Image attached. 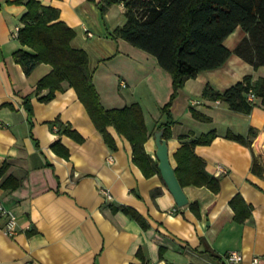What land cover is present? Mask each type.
Masks as SVG:
<instances>
[{"label":"crops","instance_id":"0c3cea01","mask_svg":"<svg viewBox=\"0 0 264 264\" xmlns=\"http://www.w3.org/2000/svg\"><path fill=\"white\" fill-rule=\"evenodd\" d=\"M39 1L58 8L59 19L76 30L72 43L84 48L96 66L93 81L102 105H141L149 134L144 148L157 161L154 132L165 121L161 106L172 91L171 76L152 54L108 35L124 21L123 4L101 14L88 0ZM24 11L23 4L0 0V166L8 163L0 176V202L16 215L12 235L0 215V264H264V109L241 113L201 97L206 83L222 90L245 74L264 76V65L253 68L232 54L179 89L171 106L175 123L166 138L171 164L175 168L174 154L183 141L214 129L212 141L196 144L193 151L210 174L220 177V190L183 185L188 203L178 206L160 171L146 176L132 160L131 143L112 125L106 130L116 147L108 146L73 87L64 84L47 101L38 98L46 89L34 93L51 66L39 63L25 74L13 58L25 47L13 35ZM239 31L243 35L239 26L230 34ZM228 36L224 44L232 48L239 37L231 45ZM27 95L30 115L23 102ZM191 107L211 120L194 118ZM55 119L81 139L58 132ZM249 127L256 130L250 147L225 137L228 130L245 135ZM182 134L191 135L182 140ZM56 141L67 155L53 149ZM253 157L263 168L260 174L251 170ZM217 164L227 172L217 171ZM8 176L19 184L2 187ZM157 188L160 192L153 194ZM235 194L251 205L243 222L233 218L229 201ZM190 202L197 203L198 213ZM125 208L135 210L146 227ZM230 250L240 252L242 260L228 262ZM254 256L260 260L253 262Z\"/></svg>","mask_w":264,"mask_h":264},{"label":"trees","instance_id":"16d2710c","mask_svg":"<svg viewBox=\"0 0 264 264\" xmlns=\"http://www.w3.org/2000/svg\"><path fill=\"white\" fill-rule=\"evenodd\" d=\"M23 4L25 11L20 16L17 38L25 46L13 52V58L20 63L25 74H29L39 63H48L51 69L36 83L34 93L40 100L51 99L57 90H63L64 84L75 89L78 98L87 109L96 128L102 133L109 147L115 148V142L106 126L112 125L116 131L125 136L132 146V160L148 176L159 172L157 161L144 148L148 138V129L141 105L132 102L122 107L105 108L100 94L94 84L95 65L90 62L88 52L74 46L72 41L76 30L59 19V9L45 5L39 0H7ZM96 4L101 14L115 3L124 7V21L109 30L112 39H124L131 45L152 54L161 68L171 76L172 91L168 100L161 106L165 121L156 125L163 129V136L170 137V126L175 123L171 106L184 82L202 70L222 66L230 55L235 54L250 63L253 68L264 65V0H88ZM243 32L242 37L233 48L224 44L225 38L237 27ZM253 92L249 99L247 94ZM201 97L219 100L229 109L250 113L253 107L264 109V76L253 78L245 74L240 80L220 90L206 83ZM30 96L24 97V104L31 114ZM191 114L200 121H210L211 117L194 107ZM57 131L77 139V131L63 125L59 120ZM190 133V132H189ZM256 130L249 127L245 135L226 131L225 137L234 139L248 147ZM191 134H182L185 139ZM216 136L214 129L192 137L176 150L174 156L175 174L180 184L206 186L214 193L220 190V177L210 174L205 168L204 160L197 156L193 147L196 144H208ZM58 141L53 149L67 155L59 149ZM8 167L7 162L0 166V176ZM262 167L253 157L251 170L260 174ZM19 184L15 178L6 177L1 183L4 188H14ZM160 189H154L153 194ZM238 222H243L251 213L240 194H235L229 201ZM190 208L198 213L196 202H190ZM132 216L141 221V217L131 208H125ZM138 256L142 257L138 253ZM216 257V256H215ZM144 264V261H142Z\"/></svg>","mask_w":264,"mask_h":264},{"label":"water","instance_id":"95a60500","mask_svg":"<svg viewBox=\"0 0 264 264\" xmlns=\"http://www.w3.org/2000/svg\"><path fill=\"white\" fill-rule=\"evenodd\" d=\"M154 137L156 144L155 152L157 157V167L169 191L172 193L175 203L178 206H183L188 203V198L175 174L174 167L171 164L167 139L163 136V129H157L154 132Z\"/></svg>","mask_w":264,"mask_h":264},{"label":"built area","instance_id":"2783aa9c","mask_svg":"<svg viewBox=\"0 0 264 264\" xmlns=\"http://www.w3.org/2000/svg\"><path fill=\"white\" fill-rule=\"evenodd\" d=\"M19 26H16L13 31V35L17 36ZM88 35H92L91 32L88 30ZM247 97L249 99H252L254 97L253 92L250 90L247 94ZM216 102H219V100H216ZM217 171L220 173L227 172V168L223 166L222 164H217ZM0 215L5 216L6 222L4 225V230L7 234L12 235L15 233V225H16V215L13 212V210L5 207L0 202ZM225 258L228 262H239L242 260V254L236 250H230L225 253ZM253 262H258L260 258L258 256H254L252 258Z\"/></svg>","mask_w":264,"mask_h":264},{"label":"rangeland","instance_id":"374dc122","mask_svg":"<svg viewBox=\"0 0 264 264\" xmlns=\"http://www.w3.org/2000/svg\"><path fill=\"white\" fill-rule=\"evenodd\" d=\"M237 37H239V39L242 37V35H241V32L239 31V32H236V33H232V34H230L229 36H228V38H227V41H226V44H233V42L232 41H234V40H236L237 39ZM132 46V45H131ZM234 47V46H233ZM232 47V48H233ZM133 48H135V50H137V51H139V52H144L143 50H141V49H139V48H137V47H134L133 46ZM136 52V51H135ZM135 52H130L131 54H139V53H135Z\"/></svg>","mask_w":264,"mask_h":264}]
</instances>
